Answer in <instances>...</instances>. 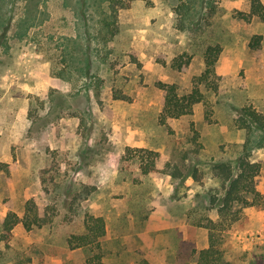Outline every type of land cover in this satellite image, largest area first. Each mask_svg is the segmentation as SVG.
Returning <instances> with one entry per match:
<instances>
[{
  "label": "rangeland",
  "instance_id": "rangeland-1",
  "mask_svg": "<svg viewBox=\"0 0 264 264\" xmlns=\"http://www.w3.org/2000/svg\"><path fill=\"white\" fill-rule=\"evenodd\" d=\"M249 12V0H0V222L28 201L46 220L0 238V264H87L93 252L69 244L87 215L104 219V264H196L208 230L194 220H218L210 198L227 184L214 165L246 153L264 200V129L234 123L244 106L264 115V23ZM216 44L218 90L200 86L204 100L170 132L157 84L188 94ZM144 150L163 173L142 174ZM234 209L226 260L264 264V204Z\"/></svg>",
  "mask_w": 264,
  "mask_h": 264
},
{
  "label": "trees",
  "instance_id": "trees-1",
  "mask_svg": "<svg viewBox=\"0 0 264 264\" xmlns=\"http://www.w3.org/2000/svg\"><path fill=\"white\" fill-rule=\"evenodd\" d=\"M135 0H126V2ZM250 12L241 14L242 18L250 21L256 17L264 23V3L261 0H249ZM115 2V0H112ZM127 5H121L123 8ZM114 8V7H113ZM117 8V7H115ZM114 9L111 10L112 18L116 17ZM115 23V19L112 21ZM112 23V24H113ZM183 30V26L179 27ZM249 48L258 53L261 46V36L254 35L250 42ZM221 54L220 45H209L204 52V70L199 76L193 78V87L188 94L179 95L176 84H165L159 82L157 86L165 92L163 109L160 113L159 121L166 125L168 130L172 132L169 120L190 118L193 115V106L204 100V94L200 86H204L206 90L216 92L218 90L219 77L216 74V63ZM185 55H180L176 60L178 70H182L188 64V59L184 61ZM235 126L245 130L247 134H251L254 129H264V115L251 106H244L237 112L234 117ZM190 130L194 134L198 133L194 129L193 121L189 123ZM142 164L140 166L143 175L151 172L163 173L158 167L160 155L156 151L144 150V154L140 157ZM7 163L0 162V171L8 168ZM218 175L226 181V187L221 195H213L210 198V209H215L218 214V220L214 221L206 215L197 217L194 224L204 227L208 230V246L198 252L196 264H232L227 261L222 248L223 237L221 230L227 229L234 222L240 219V212L234 209L235 205L241 207L258 206L264 204L263 195L256 189V179L260 174L261 165L258 162H252L249 155L238 157L236 164L230 162H220L214 165ZM172 177H183L181 172L168 173ZM190 216V215H189ZM46 223L44 217L40 216L35 203L28 201L25 211L19 216L15 212H8L4 219L0 222V238L7 242L10 239L13 229L21 224L26 230H32L34 227H41ZM84 232L79 235L72 236L69 240L70 246L73 248H86L93 252L88 258L87 264H104L101 242L105 236V222L102 217L87 215L84 219ZM21 264V263H20ZM140 264H149L147 260L142 259Z\"/></svg>",
  "mask_w": 264,
  "mask_h": 264
}]
</instances>
